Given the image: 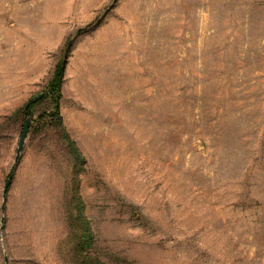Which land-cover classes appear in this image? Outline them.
Returning a JSON list of instances; mask_svg holds the SVG:
<instances>
[{
	"label": "rangeland",
	"instance_id": "rangeland-1",
	"mask_svg": "<svg viewBox=\"0 0 264 264\" xmlns=\"http://www.w3.org/2000/svg\"><path fill=\"white\" fill-rule=\"evenodd\" d=\"M0 264H264V0H0Z\"/></svg>",
	"mask_w": 264,
	"mask_h": 264
},
{
	"label": "trees",
	"instance_id": "trees-1",
	"mask_svg": "<svg viewBox=\"0 0 264 264\" xmlns=\"http://www.w3.org/2000/svg\"><path fill=\"white\" fill-rule=\"evenodd\" d=\"M61 76H62V69L60 68V66H57L52 80L48 83L47 89L49 94L53 95L59 93ZM30 104L31 103H28V105L26 106L27 109H29Z\"/></svg>",
	"mask_w": 264,
	"mask_h": 264
},
{
	"label": "water",
	"instance_id": "water-1",
	"mask_svg": "<svg viewBox=\"0 0 264 264\" xmlns=\"http://www.w3.org/2000/svg\"><path fill=\"white\" fill-rule=\"evenodd\" d=\"M27 131H28V122L27 124L24 126L23 130H22V133H21V136H20V140H19V144H18V152L21 151L22 147H23V144H24V140L26 138V134H27ZM9 184H10V180H7L4 187H3V199L5 200L6 198V195H7V191H8V188H9Z\"/></svg>",
	"mask_w": 264,
	"mask_h": 264
}]
</instances>
